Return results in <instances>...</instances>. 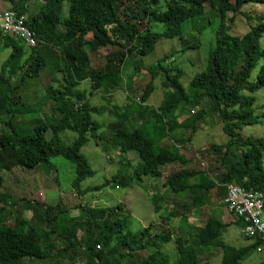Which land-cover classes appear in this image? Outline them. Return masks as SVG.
<instances>
[{"label": "trees", "instance_id": "16d2710c", "mask_svg": "<svg viewBox=\"0 0 264 264\" xmlns=\"http://www.w3.org/2000/svg\"><path fill=\"white\" fill-rule=\"evenodd\" d=\"M3 1L7 4L5 10L26 15L27 4L37 0ZM249 3L264 6V0H45L37 15L32 19L26 16L25 20V26L37 40L36 47H26L24 39L13 33L0 34L4 39L0 53L4 48H11V53L0 68V117H8L3 122L8 131L0 134V203L6 202L8 208L15 204L1 191L4 171L15 167L35 168L58 156L75 166L72 187L81 195L99 191L105 186L139 185L145 177H150L175 197L180 196L183 201L187 199V202L176 204L178 207L169 210L165 217L167 221L179 218L180 225L182 223L179 230H174V240L170 231L154 232V224H149L137 234L129 232L127 216H123L121 204L100 210L79 205L77 209L80 214L76 218L65 219L62 217V213L67 211L65 207L58 212L57 208L45 206L44 203L36 205L27 202L31 216L27 218L21 215L15 226L8 225L4 221L6 217L0 216V264H24L25 261L45 259H50V264H60V260L74 261L76 253L82 254V251H86L87 255L80 264H136L135 254L148 249L153 250L140 264H168V255L164 254L162 247L171 240L178 254L177 264H199L198 256L207 247L221 250L220 264H239L251 249L264 243L257 238L246 247L235 249L225 245L220 237L229 224L224 223L220 215L217 219H208L196 235L187 237V242L182 236L185 231L183 224L187 222L183 211L186 209L190 214L194 208L206 205L207 200L202 192L213 190L218 183L208 172L180 169L162 178L160 171L162 166L174 161L182 165L186 163L177 153L175 145L189 142L190 135L184 140L182 134L189 130L194 133L205 115L214 114L222 123L223 132L230 138L224 144L225 153L231 148H236L239 153L238 159L229 166L219 183L225 186L235 184L264 194V138L244 139L236 133L246 126L259 124L264 118V111L256 113L258 109L264 110V100L262 106L257 108L253 96L259 90H264V49L259 43L264 35V13L255 18L245 15L246 20L255 23L241 36L231 35L227 24L228 21L232 22V19H227L229 13H240V9ZM65 4L66 15L63 13ZM207 5L217 13L216 17L219 16L214 31L215 42L208 52L205 69L193 76L188 91L179 81L181 69L162 65L173 54L164 55L150 70V81L137 101L128 97L136 108L131 109L127 104L123 108L127 113L117 115V121L108 129L110 132L100 133L101 125L92 119V115H98L100 111L85 100L84 92L78 89L81 83L89 81L92 91L101 93L102 98H110L122 87L125 61L134 54L145 57L153 52L160 37L152 30L153 24L162 26L167 36V32L179 29L177 39L182 41L186 30H194L199 22H204L205 16H209L205 11ZM210 16L208 23L211 22ZM38 46L57 49L63 62L62 87L49 85L43 98V104L55 102L53 108L58 117L50 110L51 116L45 115L44 121L35 126L32 133L23 134L12 116L18 114L17 118L24 117L34 111L22 103L19 91L26 78L39 77L46 65ZM191 46L197 47V44ZM86 47L93 52L106 49L104 53L102 51L105 59L103 68L91 67ZM186 48L188 46L184 44L182 50ZM19 58H23V61L20 62ZM22 67H25L24 72L17 80ZM133 70L148 71L136 65ZM159 75L162 76L161 85L165 91L156 113L144 105L154 89L152 82ZM132 78H129V82ZM52 82H58L57 78ZM180 102L189 111L205 106L195 111L193 116L179 121L172 109ZM18 105L20 107L16 113L14 107ZM133 109L138 110L131 114ZM133 116L138 119L139 127L129 130L127 123ZM64 130L76 134V139L69 146H64L59 136ZM48 131L51 132L49 139L45 137ZM90 136L111 144L120 153L133 152L138 156L140 162L134 166L131 175L116 177L100 186L81 190L80 183L95 174L81 153ZM166 138L174 139L170 149L160 146ZM104 150H107L105 145ZM161 200L158 194L150 198L155 213L160 209ZM2 210L3 207L0 215ZM96 222L101 223L104 232L91 230L94 224L97 225ZM235 224L239 226L237 221ZM79 230L84 236L77 235Z\"/></svg>", "mask_w": 264, "mask_h": 264}, {"label": "rangeland", "instance_id": "374dc122", "mask_svg": "<svg viewBox=\"0 0 264 264\" xmlns=\"http://www.w3.org/2000/svg\"><path fill=\"white\" fill-rule=\"evenodd\" d=\"M42 5L43 4L39 1L29 2L26 10L27 18L32 19L35 17L40 11ZM6 8L7 4L4 3L3 0H0V11L5 10ZM205 11L209 13V16L212 14L209 19L211 22L208 23L207 18H209V16H205L204 22H199L194 30L189 29L184 32L182 41L177 39L179 29L167 32V36L165 35V30L162 26L153 24L152 30L160 34L153 52L145 57H140L134 54L125 61L123 66L124 80L121 85L122 87L111 96L109 103L108 99L105 97L102 98L101 93L94 90L92 91L89 81H84L79 86L78 89L84 92L85 100H87L91 106L96 107L100 111V114L92 115V119L101 125L100 133L105 132L108 134L110 132L108 130L110 125L117 121L118 114L120 115V113L125 112L123 108L127 104H129L128 106L131 109L136 108V106L132 105V102L130 103V101L126 99L127 96L125 91L131 89L128 96L137 101L144 91L146 84L150 81V70L161 58H163L164 55L173 54V57L170 56V58L162 63V65L165 67L180 68L182 75L179 81L184 89L188 91L189 82L193 76L205 69L208 52L214 46L215 42L214 31L219 23V16L216 17L215 14L217 13L211 11L208 5L205 7ZM63 13L64 15L67 13V4L63 7ZM263 13V5L250 3L243 6L240 9V13H229L227 19H232V22L228 21L227 23L230 27V34L233 36H241L249 30L252 26L251 24L255 23V21L246 20L247 17L245 15H248L250 18H255ZM3 42L4 39L0 37V47L3 45ZM194 43L197 44V47L191 46ZM259 43L261 48L264 49V35L261 37ZM184 44L187 45L188 48L182 50ZM37 49L45 58L46 65L41 70L39 77L26 78L19 91L21 98L24 100H22V103L32 107L34 111L26 114L24 117L17 118L16 116L18 114L12 116V118H15L13 119V122H15V125L19 130L21 129L20 131L23 134L32 133L34 127L44 121L45 115L48 117L51 116L50 110L55 117H58L56 109L53 108L55 102L53 103L49 101V103L43 104V98L49 85L62 87L63 62L61 57H59L58 51H56L57 49L55 50L52 47L46 46H38ZM86 51L88 52L92 67H104L105 59L104 55H102V51L104 53L106 49L99 52H93L86 47ZM10 53V47L4 48L1 51L0 68L2 62L7 59ZM19 61L22 62L23 58H19ZM134 65L143 67L144 70L147 69V73L144 71H134ZM24 69L25 67H22L18 72L16 77L17 80L24 72ZM131 76L133 78L132 81L130 80L129 82ZM54 78H57L58 82L53 83L52 80ZM13 80L14 78L12 79V82ZM161 82V75L153 80L152 85L154 89L144 105L148 107L149 111L152 110L156 113L159 105H161L163 101L165 91L162 88ZM253 96L255 97L254 106L257 108L261 107L264 100V90H259ZM204 106L205 105H202L194 108L193 111H189V109L180 102L173 107L172 112L179 121H184L193 116L195 111ZM19 107V105L14 107L16 113ZM114 107H118V109L116 110ZM137 110H131V114L136 113ZM263 111L264 110L258 109L256 113L259 114ZM7 119V116L0 117V134L8 131V128L3 124ZM150 119H152L151 116ZM138 124V119L133 116L128 121L127 127L131 130L133 128H138ZM158 125L160 124L158 123ZM143 129L145 131V128ZM147 130L149 131L148 128ZM236 133L237 136L239 135V137L241 136L244 139L247 137L264 138V118H262L259 124L246 126ZM188 135H190L189 142L175 145L178 150L177 153L182 156L186 163L182 165L179 161H174L162 166L160 168L162 178H165L180 169H184L200 173L208 172L209 176L218 184L213 190H205L202 192L207 200L206 205L194 208L191 215L188 214L186 209L183 211V215L187 217V222H184L185 225L183 224V226H185V231L182 232L184 233L182 236L187 242L189 241L187 237L196 235L197 230L203 227L208 219H217L219 218L218 215L222 217L228 215L223 203L226 196V187L219 182L229 166L238 159L239 154L236 148H231L228 153H225L226 149L224 144H226L230 138L223 132L222 123H220L218 117L214 114L205 115L194 133H190V130L185 131L182 134L183 139L185 140ZM50 136V131L45 133L47 139H49ZM59 136L64 146H69L76 139V134L67 130L61 131ZM173 141V138H166L161 141L160 146L164 149H170L169 147L173 145ZM104 145L107 146V150H104ZM81 153L88 161L91 169L95 172L92 177L80 183L79 187L81 190L88 187L100 186L105 181L116 177L120 178L121 176H129L131 175L134 166L140 162V158L133 152L128 154L120 153L117 149L112 147L111 144L103 143L92 136H90L89 142L81 149ZM196 153L198 155H196ZM202 161L205 162V165L203 166L201 165ZM2 176L4 181L1 191L9 196L11 203L15 204L8 208V206H5L7 205L6 202L0 203V209L3 207L0 216H5L6 219L4 221L8 225L13 226H15L18 220H20V217L23 216L29 218V216H31L29 210L30 207L28 208L26 205L27 202L36 205L44 203L45 206L57 208L56 210L58 212L65 207L67 211L66 213H62V217L65 219L76 218L80 214L77 209V206L79 205L83 207H94L95 209L100 210L105 207H113L121 204L123 206V216H127V230L129 232L137 234L149 224H154V232L163 233L165 231H170L174 240L176 238L174 230H179V226H182V223L180 225L179 218H173L170 221H167L165 217L169 210L177 208V205H180L184 201L187 202V199L183 201L180 196L175 197L170 190L162 188L161 183L153 181L150 177H145L139 185L133 183L118 188L105 186L99 191H91L81 195L72 187V181L75 178V166L60 156L51 158L49 162L41 163L35 168L15 167L10 171H4ZM191 182L193 183L194 181L191 180ZM155 194L162 197L160 209L156 213L154 212V206L150 201V198ZM199 197L201 198L202 196ZM188 200L190 202L191 197H189ZM64 214L67 217H65ZM261 220H264V214L262 215ZM225 222H227V220ZM96 223L97 225L94 224L91 230L94 229L95 231L99 230L104 232L105 230L101 223ZM77 235L79 237L84 236L80 230L77 231ZM173 240L162 247V251L168 255H166L168 264H177L178 261V254L176 253V247ZM220 241L235 249L246 247L253 242V240H246V238L242 236L240 227L235 223L229 224L226 229H224ZM151 250L153 249L138 251L134 256L136 264H140V262L148 256ZM220 253L221 251L219 249H215L211 253L201 256L198 263L201 264L203 261H206L207 264H218ZM51 255H53V253H51ZM86 255V251H82V254L76 253V259L74 261L60 260V264H80L84 262ZM50 263V259H45L25 261L24 264ZM239 264H264V243L257 245L255 249H251Z\"/></svg>", "mask_w": 264, "mask_h": 264}, {"label": "built area", "instance_id": "2783aa9c", "mask_svg": "<svg viewBox=\"0 0 264 264\" xmlns=\"http://www.w3.org/2000/svg\"><path fill=\"white\" fill-rule=\"evenodd\" d=\"M42 4L45 0H37ZM26 15H18L12 10L0 11V29L4 26L20 28L29 37V45L32 48L37 46V40L34 34L25 26ZM196 155H198L196 153ZM202 166L205 162L202 161ZM226 187V196L223 200L226 211L233 221L239 223L240 232L244 238L260 239L264 242V220H261L264 214V194L255 190H246L242 187H236L235 184H228Z\"/></svg>", "mask_w": 264, "mask_h": 264}, {"label": "crops", "instance_id": "0c3cea01", "mask_svg": "<svg viewBox=\"0 0 264 264\" xmlns=\"http://www.w3.org/2000/svg\"><path fill=\"white\" fill-rule=\"evenodd\" d=\"M27 16V15H26ZM91 65V64H90ZM92 67V66H91ZM92 68H94V67H92ZM83 83V82H82ZM81 83V84H82ZM120 90V89H119ZM119 90H117V91H119ZM116 91V92H117ZM116 92H114V93H116ZM129 92H130V90L129 91H125V94H126V96H127V100L129 99L128 97V94H129ZM113 93V94H114ZM112 94V95H113ZM111 95V96H112ZM111 96H110V98H111ZM110 98H108L107 96H106V99H108V103H109V99ZM132 98V97H131ZM133 99V98H132ZM194 210H192V212H193ZM191 212V213H192ZM191 213H190V215H191ZM228 218H230L228 215H226V216H224V217H222V220H223V222L224 223H226V224H231V223H235V221H233L232 219H228ZM227 220V222H225ZM215 249H219V248H214L213 249V247H207V248H203V250H202V252L199 254V256H198V262H199V259H200V257L201 256H204V255H206V254H208V253H211L212 251H214ZM220 250V249H219ZM221 251V250H220ZM165 254V253H164ZM167 255V254H166ZM221 257H222V252L220 253V260H219V262H218V264H220V262H221ZM201 264H207V262L206 261H203Z\"/></svg>", "mask_w": 264, "mask_h": 264}, {"label": "bare ground", "instance_id": "6f19581e", "mask_svg": "<svg viewBox=\"0 0 264 264\" xmlns=\"http://www.w3.org/2000/svg\"><path fill=\"white\" fill-rule=\"evenodd\" d=\"M6 32L13 33L19 37H22L27 45H29V37L27 34H25L20 28H13L11 26H4L0 29V34L5 35ZM20 39V38H19ZM236 187H240L236 185Z\"/></svg>", "mask_w": 264, "mask_h": 264}]
</instances>
